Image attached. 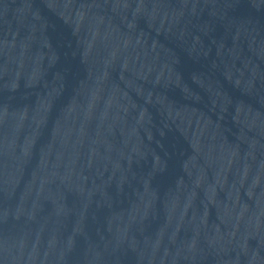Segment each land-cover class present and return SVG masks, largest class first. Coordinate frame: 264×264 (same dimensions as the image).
<instances>
[{
  "label": "water",
  "instance_id": "obj_1",
  "mask_svg": "<svg viewBox=\"0 0 264 264\" xmlns=\"http://www.w3.org/2000/svg\"><path fill=\"white\" fill-rule=\"evenodd\" d=\"M0 264H264V0H0Z\"/></svg>",
  "mask_w": 264,
  "mask_h": 264
}]
</instances>
